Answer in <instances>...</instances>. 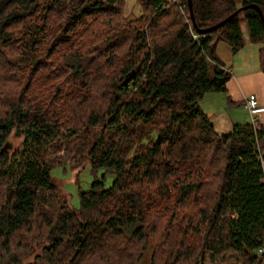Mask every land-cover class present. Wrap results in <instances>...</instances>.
I'll return each instance as SVG.
<instances>
[{
    "label": "trees",
    "instance_id": "1",
    "mask_svg": "<svg viewBox=\"0 0 264 264\" xmlns=\"http://www.w3.org/2000/svg\"><path fill=\"white\" fill-rule=\"evenodd\" d=\"M137 2L0 0V264H263L264 127L220 134L200 101L226 90L216 44L241 49L242 21L264 71V0H191L193 20ZM86 160L115 177L75 209L51 170Z\"/></svg>",
    "mask_w": 264,
    "mask_h": 264
},
{
    "label": "crops",
    "instance_id": "2",
    "mask_svg": "<svg viewBox=\"0 0 264 264\" xmlns=\"http://www.w3.org/2000/svg\"><path fill=\"white\" fill-rule=\"evenodd\" d=\"M242 30L245 44L238 51L234 52L224 40L216 44V56L231 74L226 90L209 91L200 101L203 111L220 134L230 132L234 124L251 122L245 107L250 96H255L262 107L257 115L258 124L264 127V71L259 62L261 44L251 42L247 31L243 27Z\"/></svg>",
    "mask_w": 264,
    "mask_h": 264
},
{
    "label": "rangeland",
    "instance_id": "3",
    "mask_svg": "<svg viewBox=\"0 0 264 264\" xmlns=\"http://www.w3.org/2000/svg\"><path fill=\"white\" fill-rule=\"evenodd\" d=\"M141 12L137 0H125V13L128 18H134ZM241 26L246 30V24L242 21ZM22 137L11 134L6 143V149L15 152L21 147ZM115 177L112 171H107L104 167L94 169L90 161L86 160L80 167L73 168L70 163L56 166L51 170V181L56 185L59 197L62 201H67L71 207L78 209L80 206L79 194L81 191L89 189L92 181L96 178L103 181L107 187L111 185ZM38 248L35 249V252ZM151 248L146 250L144 257L138 264L150 263ZM34 253L27 256L22 264H27L33 259ZM239 256L234 253H227L216 260L206 255L204 264H239ZM264 264V262H263Z\"/></svg>",
    "mask_w": 264,
    "mask_h": 264
},
{
    "label": "built area",
    "instance_id": "4",
    "mask_svg": "<svg viewBox=\"0 0 264 264\" xmlns=\"http://www.w3.org/2000/svg\"><path fill=\"white\" fill-rule=\"evenodd\" d=\"M173 2H178V0H173ZM245 107L248 109L250 116H251V123L254 127H257L258 124V111L262 109L259 105V101L255 96H250L247 98L245 102ZM259 251H263V249H259Z\"/></svg>",
    "mask_w": 264,
    "mask_h": 264
},
{
    "label": "water",
    "instance_id": "5",
    "mask_svg": "<svg viewBox=\"0 0 264 264\" xmlns=\"http://www.w3.org/2000/svg\"><path fill=\"white\" fill-rule=\"evenodd\" d=\"M188 5H189V10H190V15L192 17V20L194 19L193 17V11H192V3H191V0H188ZM257 7V6H256ZM241 8L237 9L233 14L229 15L228 17L224 18L222 21L208 27V28H205V29H202V30H199V32H211V31H214V30H217L219 29L230 17H232V15L238 13V11H240ZM259 13H260V16L262 17L263 21H264V17H263V13L261 11V9L259 7H257ZM127 81V79L125 80V82Z\"/></svg>",
    "mask_w": 264,
    "mask_h": 264
}]
</instances>
